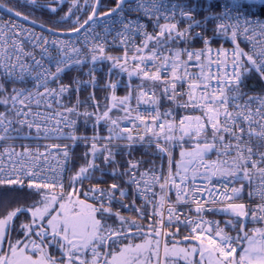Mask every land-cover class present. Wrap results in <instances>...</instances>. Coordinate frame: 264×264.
I'll return each mask as SVG.
<instances>
[{
    "label": "snow or ice",
    "instance_id": "snow-or-ice-1",
    "mask_svg": "<svg viewBox=\"0 0 264 264\" xmlns=\"http://www.w3.org/2000/svg\"><path fill=\"white\" fill-rule=\"evenodd\" d=\"M249 2L230 0L215 15L210 38L199 5L187 0H114L103 12V0H23L52 17L51 27L38 25L40 33L24 26L35 23L30 13L0 3L9 15L6 22L0 16V186L26 185L39 197L13 211L0 205V264H264V227L250 235L246 224L264 223V97L240 88L252 70L264 79V20L241 18V12L229 16ZM217 37L233 47L212 49ZM197 39L204 45L199 50L190 46ZM240 39L251 45L248 51ZM110 47L122 48L124 56L106 55ZM104 63L103 91L111 94L102 105L95 73ZM71 69L88 79L77 76L65 84L62 76ZM121 74L127 76L126 92L117 97ZM133 77L139 83L133 85ZM88 87L93 91L81 100L80 90ZM73 91L77 98L69 104L65 97ZM165 100L174 107L161 111ZM140 105L148 108L141 111ZM81 123L92 128L91 136L77 135ZM51 139L71 143H39ZM80 143L85 163L68 177L66 193L65 174ZM153 146L161 165L142 170L146 161L132 158L133 152ZM174 147L181 149L175 164ZM211 153L217 159L208 160ZM108 168L122 183L82 191L84 181L97 172L103 177ZM237 182L241 187L233 186ZM244 187L251 204L234 202ZM129 195L131 202L123 203ZM114 202L136 219L113 212ZM209 212L227 215L224 227L203 219ZM21 215L26 219L17 227ZM137 219L151 223L145 228ZM181 226L189 234L177 239ZM53 248L59 255L50 253Z\"/></svg>",
    "mask_w": 264,
    "mask_h": 264
},
{
    "label": "built area",
    "instance_id": "built-area-1",
    "mask_svg": "<svg viewBox=\"0 0 264 264\" xmlns=\"http://www.w3.org/2000/svg\"><path fill=\"white\" fill-rule=\"evenodd\" d=\"M177 2H183V0H177ZM187 2L189 3V6H191L192 4H197L199 5V10H198V14L199 16L201 17V20H202V26L206 28V31H205V36L210 38V37H214V31L213 29L215 28V25L216 23L218 22L216 19H215V15L216 14H219L220 12H222L224 10V8L229 5L230 2H224V1H219V0H187ZM206 9H210L211 11H206ZM237 12H241L243 14V17H247L249 19H260V20H264V17H260V16H256V15H252L251 13H249L248 11H246V9L244 7H242L241 9L237 10V9H233L230 13H229V16L230 17H235L236 16V13ZM0 16L3 17V21H7L9 19V17H6L4 16L3 14L0 13ZM205 16H209L210 18L207 20V22L205 23L203 18ZM189 18L192 19L193 17L191 16V14H189ZM165 21L161 20V23L163 24ZM25 27H28L26 25H24ZM186 23L184 21H179V29L180 30H183L185 27H186ZM31 28V27H30ZM33 29V28H32ZM36 32L40 33L41 31L39 30H36L34 29ZM99 30V29H98ZM147 31L149 33H152L153 32V29H152V26L151 24H149L148 28H147ZM197 31H200V29H192V32L195 33ZM230 35V34H229ZM238 42L240 43L241 47L245 49V51H248V49L251 47V45L249 43H247L244 39H240L238 40ZM137 43H139V39H137ZM191 47L199 50L200 48L204 47V45L202 44L201 40L197 39L195 40L192 45H190ZM210 47L212 49H217V48H220V47H224L226 49H231L233 47V45H231L228 40H226L225 38H222V37H217V38H214L212 40V43L210 45ZM30 50V49H29ZM214 54V53H213ZM106 55H111V56H114V57H123L124 56V52L122 50V48H119V47H110L108 49V51L106 52ZM131 55L132 53H129V60L131 58ZM121 63H123V60H121ZM108 63H104L102 65H98V71L95 73L96 77H97V80H98V87L95 89V95L96 97H101L103 98L104 96L106 95H110L111 93L110 92H105L103 91V86L107 80V76H106V73L108 71ZM130 67H134L133 65H131L130 63ZM54 70V69H53ZM87 69H83L82 71H86ZM77 76H80L82 79H85L87 80L88 77H85V76H82V72H79L75 69H71L69 71H66L64 73V75L62 76V81L65 83V84H69V82L74 78V77H77ZM247 76H254L256 77L257 79H259L262 87H263V90L261 93H256V94H248L250 96H262L264 97V79L261 78V76L255 72V70H252L250 71L248 74H246L243 79H242V83L240 84V88L241 90L243 91L244 87H245V78ZM111 79L114 81L117 79V76L115 74L112 75ZM134 79L139 83V81L134 77ZM120 80H121V87L118 88L116 90V96L119 97V93L121 90H124L125 87L123 86L126 82H127V76L124 75V74H121L120 75ZM12 85L9 84L8 85V88L11 89ZM73 88L75 87L74 85L72 86ZM187 86L185 85V88ZM185 88H182L180 89L181 91H184ZM93 89L91 87H88V88H82L79 92V98L81 100H84L90 92H92ZM77 98V95H76V92L73 91L72 94H71V98L69 99L67 96L65 97V100L66 102H68L69 104H72V103H75V100ZM186 99V97H185ZM174 105L170 104L168 101H163L162 102V105H161V111H164V110H167V109H170V108H173ZM148 108L147 105H140V110L141 111H145L146 109ZM84 109L81 108L80 111L82 112ZM0 111H3V108L0 107ZM89 111H91L89 109ZM179 111V114L180 115H184V111L181 109V110H178ZM193 115H199V113H193ZM82 119V118H81ZM178 122V121H177ZM99 131H100V134L101 135H106V130L103 128V126L101 125L100 128H99ZM258 131V129H257ZM93 134V130L91 127H88L87 130L85 129L84 126H82V123L81 125L79 126V131L77 132V135H88V136H91ZM33 146V150L35 151V144L37 142L35 141H31L30 142ZM39 143L41 145H44V144H49V145H55L57 143L63 145V144H70L71 141H68V140H59L57 141L56 139H51V140H40ZM101 143H103V141H101ZM256 141L253 140V144H255ZM176 147H174L175 149ZM145 149V148H143ZM173 149V151H174ZM44 149L41 148L40 151H43ZM17 151H20L19 148H17ZM86 151V148L83 146L82 143H80L79 146L75 147L74 151H73V157H72V163L70 164V171L66 172L65 174V178H64V185H65V192H69L71 191V188L68 187V177H70L81 165H83L85 163L84 159H82L81 157L83 156L84 152ZM145 151L147 153H149L150 155H153L152 153L155 151V147L153 146L152 148H148L147 150L145 149ZM261 151H264V149H261ZM247 153L245 152V155ZM153 156H157V155H153ZM132 158L134 159H138L137 157L133 156ZM120 159H123V157H120ZM165 173H167V169H168V160H167V157L165 156ZM149 167H142V170L144 169H147ZM111 168H108L105 172V175L103 177L100 176V173L97 172L95 174V177L91 180V181H84L83 183V189L82 191H86L90 188H92L93 186H96V187H99V188H103L105 190L108 189V186L109 184H111L112 182H108V183H103V178L106 177V176H110L108 175L107 173L108 172H111ZM255 171V170H253ZM99 178V183H97V179ZM233 186L239 188L241 187L240 183H235ZM0 187H9V186H0ZM19 188V189H24V190H29L26 185L25 187L23 188H20L18 186H11V188ZM77 187H80V185H77ZM158 190V189H157ZM30 191V190H29ZM57 192L59 191V189L56 190ZM250 189L248 187H246V190H245V196L243 198H239L237 200H235L234 202L235 203H241V202H244V203H248V204H251V201L249 200V193ZM81 199H83V195L81 194ZM132 200V197L131 195L128 196V198L126 200L123 201V203L125 204H128L130 203ZM172 200L174 201L175 200V196L173 195L172 196ZM91 202V201H89ZM141 201L139 199L136 200V206L138 207L140 205ZM113 205H115L117 211H131V210H128V209H123L121 208V205L119 203H116L114 202ZM223 205L221 204H215V205H211V207L213 208H219V207H222ZM151 210V209H149ZM182 212L186 213L187 212V209L186 208H183L181 209ZM133 212L134 214H136L134 211H131ZM193 218H195L193 216ZM203 219L205 220H208V221H213V222H219L220 224V227H224V222L229 219V217L225 214H222V213H207L203 216ZM246 224H247V230H249V234L251 235V229H254V228H258V227H264V223H253L251 220H248L246 221ZM176 231V228H172V229H165V231ZM238 230V229H237ZM183 232L186 236L189 234V229L188 228H185L183 226H181L180 230H179V235L180 233ZM228 235L230 236H233L235 237L236 236V231H228L227 233ZM178 235V236H179Z\"/></svg>",
    "mask_w": 264,
    "mask_h": 264
},
{
    "label": "trees",
    "instance_id": "trees-1",
    "mask_svg": "<svg viewBox=\"0 0 264 264\" xmlns=\"http://www.w3.org/2000/svg\"><path fill=\"white\" fill-rule=\"evenodd\" d=\"M17 1V0H16ZM15 1V2H16ZM227 1V0H225ZM11 2H14L13 0ZM104 2V6L101 8V12L105 11L107 9V7L112 6L114 0H103ZM3 3V2H1ZM4 4V3H3ZM245 8L247 11H249L251 14H254L256 16H260V17H264V4H254V3H246L244 4ZM24 8V7H22ZM27 9V8H24ZM37 14L42 16V19L48 18L47 21H49L50 19H52V17H50L46 11H37ZM49 24V23H48ZM245 87L243 89V92L247 93V94H256V93H261L263 90V87L259 81V79H257L254 76H247L245 78ZM97 98L101 99V104L103 105L104 101L103 99L99 96ZM92 110V109H90ZM83 126V124H82ZM133 156H137L139 159H142L144 161H146V163L143 166H152V164L154 163L155 166H159L161 165V160L160 157H152L149 155V153H147L144 149L142 148H138L137 150H135L133 152ZM117 159H120V157H117ZM164 163V160H163ZM103 182H108V181H113L115 183H122L120 180H117L115 178H113L112 176H106L103 179ZM245 190L246 187H244V190L242 192V194L240 195V198L245 196ZM35 197V194L31 191L28 190H23V189H18V188H8V187H0V205L3 204H7V211L9 209H14L16 207L19 206H25V205H29L31 204V202L33 201L32 198ZM114 212V211H113ZM122 216H124L126 219H136L135 216L130 215V214H121ZM148 221V219L142 220V224L146 223ZM109 223H112V220L108 221Z\"/></svg>",
    "mask_w": 264,
    "mask_h": 264
},
{
    "label": "flooded vegetation",
    "instance_id": "flooded-vegetation-1",
    "mask_svg": "<svg viewBox=\"0 0 264 264\" xmlns=\"http://www.w3.org/2000/svg\"><path fill=\"white\" fill-rule=\"evenodd\" d=\"M12 0H0V3L1 2H3L6 6H8V7H11V6H15L16 7V9L18 10V11H20L21 13H22V15L23 14H29L30 13V15H29V20H32V21H34V22H36V23H38V24H44V26L45 27H51V25L50 24H48V18H46V16H45V18L44 19H42V16L41 15H39V14H37L36 12L37 11H39V9H30L29 7H27L23 2H19L18 0L16 1V0H13L14 2H11ZM16 1V2H15ZM40 2L41 3H44V2H46V0H40ZM81 2H83V0H81ZM21 7H24V8H27V9H24V10H27V12L26 11H24V10H22L21 9ZM66 7V6H65ZM19 8V9H18ZM86 18V17H85ZM39 197H37V196H35V197H33L32 198V200H34V199H38ZM33 202V201H32ZM31 202V203H32ZM30 205V204H29ZM26 206H28V205H25V206H19V207H26ZM13 210H15V208L13 209H9L8 211H13ZM25 219H26V217L24 216V215H21L16 221H15V223H16V226L17 227H19V225H20V223L22 222V221H25ZM149 223H151V221H148L146 224H145V228H147V225L149 224ZM15 236H16V233L14 232L13 234H12V237L13 238H15ZM139 239H135L133 242L134 243H139ZM7 246L5 245V248H6ZM50 253L52 254V255H59V253L57 252V250L55 249V248H53V249H51L50 250Z\"/></svg>",
    "mask_w": 264,
    "mask_h": 264
},
{
    "label": "rangeland",
    "instance_id": "rangeland-1",
    "mask_svg": "<svg viewBox=\"0 0 264 264\" xmlns=\"http://www.w3.org/2000/svg\"><path fill=\"white\" fill-rule=\"evenodd\" d=\"M19 2H23V0H18ZM227 1H230V0H227ZM249 3H254V4H261L260 3V0H250V2ZM19 9V8H18ZM21 9L22 10H24L22 7H21ZM24 11H26L27 12V10H24ZM103 12V11H102ZM132 83H133V85H135L136 84V80L134 79V77L132 78ZM132 104H133V106H135V100H133L132 101ZM187 147H191V144H189V145H187ZM180 151H181V149L179 148V147H176L175 148V152H174V161H173V164H175V162L176 161H179L180 160ZM150 155V154H149ZM150 156H152V157H159V155H157V156H153V155H150ZM207 159L208 160H215V159H217V157H216V155L214 154V153H211V154H209V156L207 157ZM164 165V164H163ZM156 167H159V166H156ZM174 170V169H173ZM112 210L114 211V212H116V210H115V208L112 206ZM141 241H139V243H140ZM125 243H128V241H125Z\"/></svg>",
    "mask_w": 264,
    "mask_h": 264
},
{
    "label": "water",
    "instance_id": "water-1",
    "mask_svg": "<svg viewBox=\"0 0 264 264\" xmlns=\"http://www.w3.org/2000/svg\"><path fill=\"white\" fill-rule=\"evenodd\" d=\"M0 13H2V14H4V15H6V16H8L9 17V15H8V13L6 12V10H0ZM29 21H32V20H29ZM24 24L25 25H28V26H30V27H32V28H35V29H37V30H40V31H44V29H47L48 27H45L44 26V29H41L40 27H38V25H40V24H38V23H28V22H24ZM193 243H195V241H193ZM198 258V257H197Z\"/></svg>",
    "mask_w": 264,
    "mask_h": 264
}]
</instances>
